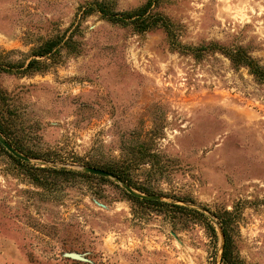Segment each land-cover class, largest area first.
Masks as SVG:
<instances>
[{
	"label": "rangeland",
	"instance_id": "1",
	"mask_svg": "<svg viewBox=\"0 0 264 264\" xmlns=\"http://www.w3.org/2000/svg\"><path fill=\"white\" fill-rule=\"evenodd\" d=\"M91 1L0 0V138L27 157L0 142V264H222L217 214L238 264H264V82L221 51L264 66V0H156L145 30L85 16Z\"/></svg>",
	"mask_w": 264,
	"mask_h": 264
},
{
	"label": "trees",
	"instance_id": "2",
	"mask_svg": "<svg viewBox=\"0 0 264 264\" xmlns=\"http://www.w3.org/2000/svg\"><path fill=\"white\" fill-rule=\"evenodd\" d=\"M156 2V0H149L145 5L132 10V11H120L116 10L112 4L109 1L106 0H93L90 3H88L85 6V9L83 10V14L89 15L92 14L93 12H98L101 14L103 18H106L112 23H117V24H136L138 29L140 30H145L151 27H154L159 23L161 18L159 16H155L153 14L148 13L149 9L151 8V5ZM163 25H166L164 23ZM60 44L59 39H51L44 44L40 45L38 48H34L31 51V56H47L50 54L55 47H57ZM221 51H223L231 60L232 64L235 67H240L244 66L248 68L250 74H252L256 80L260 82H264V66L255 58H253L248 52L245 51L244 48L242 47H237L234 49H224L221 48ZM41 60L32 58L27 62V65L25 69L22 71L23 73L30 72L33 70H40V65ZM10 66H7V64H0V72L5 71V72H11ZM44 67H42L43 69ZM5 97L3 95V92L0 88V132L4 134L7 137L11 136V132L6 124L5 121ZM16 146V145H15ZM17 149L24 151L20 148V146H16ZM12 158H14L17 161H23L18 156H15L13 154H10ZM107 170L113 172L115 175L127 179L125 176L120 174L119 172L113 170V169H108ZM59 173H64V174H71V175H83L81 173H76V172H71V171H58ZM86 176H90L89 174H86ZM103 178V177H102ZM127 181L130 182V180L127 179ZM133 184L132 182H130ZM135 186V184H133ZM138 188V187H137ZM128 196L132 200L140 201V202H148L150 204L155 205L157 207V211H162L158 207L162 206H170L175 209L177 208H183L187 211V218L193 219L196 222H200L204 224L207 228L211 229L214 233H216V228L211 222V220L201 211L195 209V208H187V207H182L177 204H169L162 202L160 200H151V199H142L139 198L133 194L127 193ZM229 214V212H226ZM217 217L219 219V223L224 235V244H223V252H222V264H238L237 261V254L234 253L233 250V238L231 237L229 233V224L230 220H226L222 215H218Z\"/></svg>",
	"mask_w": 264,
	"mask_h": 264
},
{
	"label": "water",
	"instance_id": "3",
	"mask_svg": "<svg viewBox=\"0 0 264 264\" xmlns=\"http://www.w3.org/2000/svg\"><path fill=\"white\" fill-rule=\"evenodd\" d=\"M0 134L2 135V133L0 132ZM0 142L15 156H18L20 157L21 159H27L26 156L22 155L18 149H16L15 147H13L11 145V143L3 140L2 138H0ZM86 171L88 172H91V173H94V174H98V175H101V176H110V177H113V178H116L117 180L121 181L122 183H126L124 182L119 176L115 175L114 173L108 171V170H104V169H101V168H96V167H86L85 168ZM127 184V183H126ZM129 184H127V189L129 190V192L133 195H137L135 192H133V190L128 186ZM138 196V195H137ZM220 226V224H219ZM221 228V226H220ZM221 232H222V229H221ZM222 237H223V244H224V235H223V232H222ZM74 256V255H73Z\"/></svg>",
	"mask_w": 264,
	"mask_h": 264
}]
</instances>
